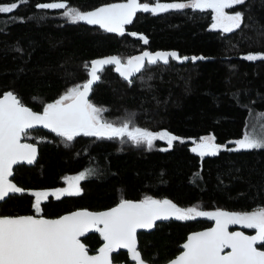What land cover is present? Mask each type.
<instances>
[{
	"label": "trees",
	"instance_id": "16d2710c",
	"mask_svg": "<svg viewBox=\"0 0 264 264\" xmlns=\"http://www.w3.org/2000/svg\"><path fill=\"white\" fill-rule=\"evenodd\" d=\"M113 1L127 0H65L81 12ZM13 2L18 4L13 12L0 13V94L9 90L32 110L41 111L68 88L83 84L85 65L99 56L113 54L122 62L142 50L172 49L179 56L204 59L145 63L131 83L111 65L104 66L89 95L106 109L104 119L117 125L131 120L130 127L167 131L179 139L171 147L157 139L149 149L127 137L80 135L68 142L55 133L30 130L23 139L36 143L37 159L30 166L13 167L11 180L25 191L1 202L0 215H37L31 192L60 186L64 175L78 171L90 172L79 181L81 193L48 197L41 203V215L55 217L76 208L96 211L146 196L209 212L264 207V148L233 150L228 143L241 136L249 116L264 113V60L243 58L264 54V0H245L228 9L243 13L241 27L231 33L212 29L211 10L185 8L139 11L124 35L61 19L57 13L62 9L37 7L59 0H0V5ZM139 2L155 6L188 0ZM204 136L223 146L217 155L200 157L191 150ZM205 218L170 219L137 233L142 259L151 264L171 259L189 232L208 225ZM81 241L90 253L100 244L94 233ZM111 260L127 263L126 253L119 251Z\"/></svg>",
	"mask_w": 264,
	"mask_h": 264
},
{
	"label": "snow or ice",
	"instance_id": "6c2138e0",
	"mask_svg": "<svg viewBox=\"0 0 264 264\" xmlns=\"http://www.w3.org/2000/svg\"><path fill=\"white\" fill-rule=\"evenodd\" d=\"M27 3V0H22ZM245 0H188L187 3H140L139 0H127L125 3L109 4L94 11L81 12L71 8L65 0L53 3H41L40 9H63V16L71 23L85 21L99 25L107 32L124 35L125 25L132 23L137 12L153 14L167 12L170 9L192 8L211 10L212 29L231 33L241 27L243 13L229 14L225 9L242 5ZM18 7L13 2L0 5V13H11ZM136 36V33H131ZM147 43V39L140 37ZM173 60L193 61L203 57H180L176 52L144 51L122 63L118 57H108L85 65L90 79L83 84L68 88L54 102L44 105L42 112L33 111L25 106L20 98L9 91L0 98V202L10 194H21L25 190L12 182L13 167L26 161L32 164L37 148L31 143H22L29 137V130L36 126L50 129L57 136L70 142L75 137L93 136L97 138L127 137L135 145L146 144L149 149L157 139H167L169 147L179 138L167 131L153 132L137 126L130 127L131 120L119 125L103 118L106 109L97 107L89 100L94 82L100 80L104 66L115 65L120 76L131 83V77L147 65L158 62L168 64ZM249 61L264 60V54H247ZM182 142V141H181ZM191 149L200 157L215 156L221 146L214 137L200 138L193 142ZM233 150H251L264 148V133L253 135L246 132L242 139L235 141ZM90 172H82L67 177V188L55 191H32L35 197L32 207L37 215L10 216L0 215V264H112L110 255L118 249H126L131 260L144 264L137 248V230L151 229L157 221L175 219L178 221L206 217L215 222V226L206 231L196 232L187 237L182 252L170 261V264H264V207L252 211L229 212L216 210L202 211L197 206L182 208L168 199H154L146 196L134 202L121 199L111 209L101 212L78 210L59 218L49 219L40 216L41 203L50 196L60 199L62 196H74L81 193L79 181ZM230 225H242L254 229L255 235H245L242 231H229ZM95 231L103 238L104 244L96 255H89L88 249L81 243L80 237L86 232ZM259 245V247H258ZM230 249V251H225Z\"/></svg>",
	"mask_w": 264,
	"mask_h": 264
},
{
	"label": "water",
	"instance_id": "95a60500",
	"mask_svg": "<svg viewBox=\"0 0 264 264\" xmlns=\"http://www.w3.org/2000/svg\"><path fill=\"white\" fill-rule=\"evenodd\" d=\"M125 2H127V1H120V2H117V1L115 2V1H113V2H109V3H105V4H100V5H98V6L94 7V8H92V9H90V10H88V11H94L95 9H97V8H99V7H103V6H106V5H109V4L125 3ZM140 3H148V2H140ZM149 5H150V4H149ZM150 6H151V5H150ZM88 11H85V12H88ZM140 12H142V11H140ZM142 13H145V12H142ZM76 23H84V24H86V25L89 26V27H95L96 31L103 32V33H106V34L120 35V34H118V33L107 32V31H105L104 29L100 28L99 25L88 24V23L85 22V21H78V22H76ZM144 51H148V52H151V53H155V52H158V51H160V52H173V50H154V51L142 50V51H139V52H136V53H133V54L129 55V56L127 57V59L125 60V62H122V63H126L127 60H128L129 58H131V57L141 55ZM174 52H175V51H174ZM185 56H186V57H189V58L194 57L193 55H183V56H180V57H185ZM108 57H116V56L113 55V54H110V55H103V56H99V57H96V58L92 59L91 62L94 61V60L104 59V58H108ZM195 57H201V56H200V55H197V56H195ZM172 60H173V59H172ZM188 60H191V59H188ZM174 61H177V62H183V61H186V60H174ZM191 61H193V60H191ZM195 61H196V60H195ZM91 62H90V64H89V68H90V66H91ZM111 66L113 67L114 72H115V73H116L121 79H123V78L120 76V74H119L118 72H116V70H115V67H116V66H115V65H111ZM136 74H138V73H135L132 77H134ZM132 77H131V78H132ZM131 78H130V79H131ZM88 79H90V76L88 75V71H87V78H86V80H85L84 82H86ZM123 80H124V79H123ZM84 82H83V83H84ZM95 83H96V82H94V84H95ZM94 84H93V85H94ZM6 92H9V90H6V91H4L2 94H0V98H2V95H3L4 93H6ZM89 95H90V94H89ZM25 106H27V105H25ZM27 107H28V106H27ZM29 108H30V107H29ZM42 110H43V109H42ZM42 110H41V111L33 110V111H36V112H42ZM34 129H40V130H43V131H47V132H51V133H53L50 129H45V128H43L42 126H36ZM34 129H32V130H34ZM29 131H30V130H29ZM159 132H160V131H159ZM158 140H159V139H158ZM165 140H167V139H164V140H161V141H165ZM21 142H22V143H31V144H34V145H35V147L37 148V153H36V157H35V160H34V162H35L36 159H37V155H38V147H37V145H36L35 143H32V142L26 141V140H24L23 138H22ZM194 146H195V145L192 144V145L190 146V148L192 149ZM34 162H33V163H34ZM33 163H32V164H33ZM20 164H23V165H25V166H30V165H32V164H28L26 161L21 162V163H19V164H17V165H20ZM17 165H14V167L17 166ZM10 179H11V177H10ZM12 182H13V181H12ZM13 183H14V182H13ZM18 187H19V186H18ZM10 195H12V194H10ZM127 200H131V199H127ZM161 200H162V199H161ZM131 201L138 202V201H140V200H131ZM119 202H120V201H118L116 204H114V205H112V206H110V207H108V208L101 209V210H96V211H94V210H88V209H85V208H76V209H73V210H71V211L64 212V213H62V214H60V215H58V216H55V217H46V216H43V215H40V216H43L44 218L55 219V218H59L60 216H63V215H66V214H69V213H71V212L78 211V210H88V211H90V212H101V211H107V210L111 209L112 207H115ZM0 203H1V202H0ZM219 210L229 211V210H225V209H219ZM229 212H231V211H229ZM21 215H33V214H20V215H13V216H21ZM173 219H174V218H173ZM169 220H170V219H169ZM166 221H167V220H166ZM158 222H165V221H157L156 223H158ZM156 223H155V224H156ZM214 226H215V222L212 221V224H211L210 226H208V227H204V228L197 229V230H194V231L189 232V233L186 235L184 241H183V242L181 243V245H180V251H179L174 257H172L171 259H169V260H167L166 262L161 263V264H170V261L173 260V259H175V257L178 256V255L182 252V250H183V249H182V245L187 241V237H188L189 235H191V234H193V233H196V232L206 231V230H208L209 228L214 227ZM232 226H234V225H230L229 228L232 227ZM152 229H153V228H151V229H138V230H137V233H139V232H149V231L152 230ZM229 231H230V230H229ZM232 231H241V230H239V229H234V230H232ZM230 232H231V231H230ZM90 233L97 234V235L99 236V239H100V244H99L98 247L95 249V251L92 252V253H89V255H96V254L98 253V249H99L100 247H102L103 244H104L103 238L100 236V234H99L98 232H95L94 230H93V231L86 232L84 236L80 237V240H81L83 237H85L86 235L90 234ZM244 234H245V235H255V233H252V234H246V233H244ZM81 243H83V242L81 241ZM137 246H138V245H137ZM85 247H86V246H85ZM119 251H122V252H125V253H126V256H127V263H124V262H114V261L111 260V256H112L113 254L118 253ZM225 251H230V249H226ZM110 260H111L112 264H136V262H134V261L131 260V256H130V254L127 252L126 249H118L117 251L113 252V253L110 255ZM143 261H144V260H143ZM144 264H151V263H148V262L144 261Z\"/></svg>",
	"mask_w": 264,
	"mask_h": 264
},
{
	"label": "rangeland",
	"instance_id": "374dc122",
	"mask_svg": "<svg viewBox=\"0 0 264 264\" xmlns=\"http://www.w3.org/2000/svg\"><path fill=\"white\" fill-rule=\"evenodd\" d=\"M5 5H7V4H5ZM71 8H73V7H71ZM225 11L228 12L229 14H234V13H235V12H230V11H228V9H225ZM63 12H64V10L62 9V11H60L59 13H57L58 17L61 18V19H66V20H68L66 17L63 16ZM212 22H213V21H212ZM211 25H212V23H211ZM218 30H220V29H218ZM220 31H222V30H220ZM126 59H127V57L124 58V59L122 60V62H125ZM246 132L251 133V134H253V135H257V136L260 135V134H262V133H264V113H255V114H253V115H251V116H249V117L247 118L241 136L238 137V138L232 139V140H230V141L228 142V143L231 145V148H232V149H235V148H236L235 141L242 139L243 136H244V134H245ZM204 137H206V136H204ZM201 138H202V137H201ZM199 140H200V138H199ZM26 141H27V140H26ZM222 147H223V146H221V148H222ZM82 172H84V171H78V172H76V173H72V174L64 175L63 178H62V181H63V182H62V185L57 186V187L44 188V189H41V190H38V191H50V192H51V191H55V190H57V189L67 188L68 185H67V183L65 182V179H66L67 177H74V176H77V175H79V174L82 173ZM50 197H52V198H56V197H54V196H50ZM32 201H33V204H34V202H35V198L32 199ZM191 207H192V206H191ZM186 208H187V207H186ZM39 215H41V214H39Z\"/></svg>",
	"mask_w": 264,
	"mask_h": 264
},
{
	"label": "flooded vegetation",
	"instance_id": "af4514ba",
	"mask_svg": "<svg viewBox=\"0 0 264 264\" xmlns=\"http://www.w3.org/2000/svg\"><path fill=\"white\" fill-rule=\"evenodd\" d=\"M126 26V25H125ZM95 28V27H94ZM159 50V49H158ZM167 50H172V49H167ZM174 51V50H173ZM36 144V143H35ZM203 218H205V217H203ZM205 219H207V218H205ZM208 220V219H207ZM206 220V221H207ZM209 221V223H208V225L207 226H205V227H208V226H210L211 224H212V220H208ZM202 228H204V227H202ZM201 229V228H200ZM234 229H239V230H241L242 232H244V233H246V234H252V233H255V230L254 229H247V228H244L242 225H234V226H232V227H230L229 228V230L230 231H232V230H234ZM258 247H259V245H258ZM261 250H263L262 248H261ZM90 253V252H89Z\"/></svg>",
	"mask_w": 264,
	"mask_h": 264
}]
</instances>
